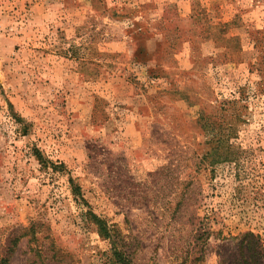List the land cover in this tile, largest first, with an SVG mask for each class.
I'll list each match as a JSON object with an SVG mask.
<instances>
[{
	"label": "rangeland",
	"instance_id": "374dc122",
	"mask_svg": "<svg viewBox=\"0 0 264 264\" xmlns=\"http://www.w3.org/2000/svg\"><path fill=\"white\" fill-rule=\"evenodd\" d=\"M0 264H264V0H0Z\"/></svg>",
	"mask_w": 264,
	"mask_h": 264
},
{
	"label": "trees",
	"instance_id": "16d2710c",
	"mask_svg": "<svg viewBox=\"0 0 264 264\" xmlns=\"http://www.w3.org/2000/svg\"><path fill=\"white\" fill-rule=\"evenodd\" d=\"M97 225H99V227L101 228V233H107L106 229L102 226V222L100 220H98ZM112 251L113 256L119 257V254H121L117 248H114Z\"/></svg>",
	"mask_w": 264,
	"mask_h": 264
},
{
	"label": "crops",
	"instance_id": "0c3cea01",
	"mask_svg": "<svg viewBox=\"0 0 264 264\" xmlns=\"http://www.w3.org/2000/svg\"><path fill=\"white\" fill-rule=\"evenodd\" d=\"M146 47V46H145ZM157 46H156V44H155V48H156ZM148 52H149V50H148Z\"/></svg>",
	"mask_w": 264,
	"mask_h": 264
}]
</instances>
